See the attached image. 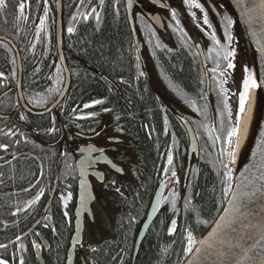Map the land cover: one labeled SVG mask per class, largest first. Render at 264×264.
<instances>
[{
    "label": "trees",
    "instance_id": "obj_1",
    "mask_svg": "<svg viewBox=\"0 0 264 264\" xmlns=\"http://www.w3.org/2000/svg\"><path fill=\"white\" fill-rule=\"evenodd\" d=\"M25 2L27 4L29 0H25ZM65 2L66 7H71L73 0H65ZM112 2L113 0H105L99 24L94 19L78 22L76 31L69 34V37L67 34L68 23H65L68 20L63 24L64 52L71 73V85L61 104L49 115H30L28 117L26 123L36 131L32 135L25 130L29 138L28 143L14 146V149L22 153V149L27 148L26 150L30 153L23 154L12 161L11 165L0 168V173H3L0 179L3 180L4 188L9 189L16 182L23 186L13 190L14 193L9 192L7 197H4L9 200L10 206L8 200L0 197V228H2L3 222L12 218L11 229L13 230L10 236L16 235L22 212L16 216H13L12 212L18 206L23 207L24 202L28 200V192L26 193L22 189L28 187L29 183L36 182L40 171V162L43 164L44 172L40 186L46 185L47 179L50 181V185L54 182L57 170L54 161L57 160L54 159L53 154L60 147L43 145L44 141L51 140L50 133L44 130L54 126L58 130L54 132L56 139L59 136L60 127H64L67 140L64 141L65 145L63 144L61 149L62 153L68 155L67 158L62 156L58 161V186L60 192H65L68 190L67 185L70 184V190L75 191L77 173L73 164L75 154L73 153V158L71 152H74L75 145L84 140L81 134H94L103 123H106L107 126L109 125L110 132L127 138L125 146L131 150L135 160L132 165L128 166L125 175H118L111 179L115 181L114 186H111L110 189L114 192L118 209L114 233L104 237L103 240L101 239L102 241L91 240L79 249L80 264L82 262L86 264H182L186 259L182 252L185 226L192 225L194 235L198 240L209 229L221 208L220 177L217 175L218 167L213 164L218 152L209 146L204 129H197L196 125L192 124L200 146L199 155L193 158L189 179H187L186 186L183 185L189 136L176 114L184 115L190 120L202 118L193 113L172 93L163 76H169L174 83L179 84L190 95H194L201 87L199 79L203 71L202 64L199 57L194 62L193 57L179 47L178 39L174 42L176 48L172 54L160 48L154 49L147 43L146 53L150 59L147 61L148 75L137 80L135 55L133 54L134 45H132L134 39L127 13L122 0H120V12L117 16L112 9ZM19 3L20 0H6L7 7L0 9V34L17 42L22 56L21 61H23L24 80L22 82L27 100L28 97L35 96L37 93L43 92L47 95L46 89L58 86L48 79L54 75L56 65L62 69L63 77L65 73L57 54V27L53 13H49V19L45 24V26L48 24L47 30L45 28L46 32L42 31L40 39L37 40L36 25L43 2L42 0H30V9L28 7L25 9V15L29 16L26 21L17 19ZM190 36L196 42L200 41L206 51V45L210 43L207 39H203L195 31ZM165 37L167 38L166 35L161 34V41L170 47L171 45L168 44L169 41H165ZM174 43L172 42V44ZM33 45H35L34 48ZM14 51L9 43L0 40V72H4L8 77L1 83L6 85L9 82L12 87L15 85V77L11 76V72L13 69L16 70ZM13 58H15V64L12 63ZM140 64L141 70L144 71L141 61ZM37 69L39 71H36ZM121 77L127 83H121ZM203 86L206 87V79ZM92 99H105L106 102L103 105L84 109L83 103H88ZM215 99V94L209 96V104L212 106L209 112L210 120L215 119ZM7 101L8 99L4 101V105ZM50 103L52 100H49L48 105ZM160 105L167 109L168 135L164 134V113L161 111ZM29 106L43 108L35 105ZM73 108H76L77 112L73 113ZM103 108H110L112 111L104 112ZM82 111L96 112L98 115L92 118L74 119ZM21 112L24 113V111ZM117 116L120 117L119 120L116 119ZM17 117H19L18 113H16ZM146 124L149 125L148 129L144 127ZM117 128L121 130L117 131ZM109 131L108 133H110ZM172 132L176 133L178 141L174 161L180 177V183L177 184V191L181 196L177 202V207L180 209L177 216L178 230L175 235H168L167 227L170 219L177 214L170 211V205H161L155 220L134 254L141 224L147 216L155 191H157L160 178L158 172L165 162L166 150L173 144ZM73 143L75 145L72 148ZM66 164L72 165L75 169L71 175L66 172ZM107 173L109 175L113 172L107 171ZM117 188L120 189V192L116 191ZM185 195L193 196V203L199 211V219L207 220L208 224L197 223L196 212L187 214L184 212L183 197ZM58 210L55 215L57 231L47 230L50 248L43 252L46 264H65L72 234V217L70 215H72L73 206L69 210L67 219ZM130 214L136 217L134 224L129 223ZM173 241H175L174 244ZM168 244H172V247L164 252L163 247ZM93 248L96 249L95 252L92 251ZM28 252L31 255L27 259V264H39L30 248Z\"/></svg>",
    "mask_w": 264,
    "mask_h": 264
},
{
    "label": "snow or ice",
    "instance_id": "obj_2",
    "mask_svg": "<svg viewBox=\"0 0 264 264\" xmlns=\"http://www.w3.org/2000/svg\"><path fill=\"white\" fill-rule=\"evenodd\" d=\"M44 8L43 15L38 17L39 23L36 25V38L40 39L42 31L45 29V24L49 19V0H42ZM182 6L187 9V14L190 16L200 33L207 38L210 42L205 48L196 42L192 36L189 35L188 31L182 24L180 18V11L176 7H172L166 0H161V8L168 10V24L172 32L177 34L179 39V47L186 50L190 56L193 57V61H196L197 57H203L204 62H211L213 65L211 68H205L201 72L199 84L201 85L199 91L194 95H190L179 84L173 82L169 76L164 75L163 78L167 82L168 88L179 98L184 105L191 109L193 113H196L202 119L190 120L183 116L180 117L181 123L188 127L189 131H193L190 125H196L197 129H204L208 137L209 146L216 149L218 155L213 161L214 166L218 167L217 175L220 177L221 184V208L219 210L218 218L212 222L210 230L207 235L203 237L199 242L196 240L194 235L193 227L191 224L185 226L183 234V248L182 252L187 258L182 264H264V136L257 142L259 149V161L253 165L257 175H248L241 172V181L233 186L234 173L231 167L232 163L236 162L237 153L241 149L240 143V132L242 116L246 111L249 99L251 97V90L256 89L257 91L264 89V72L258 69H254L249 66L248 63H244L242 66V76L239 82L238 91H231L226 85L228 79L232 76L233 83H236L234 73L236 69L235 59L237 56V49L234 47V35L232 32L234 20L227 13L223 15L216 11V7H212V11L220 16V23L222 25V36L217 34V29L209 19V11L205 8V4L200 0H181ZM105 0H98L95 3L94 0H79V4L76 5L77 9L84 8L85 11H77L72 15V21L74 23L87 22L90 19H94L97 24L100 23L102 18V12L104 10ZM237 6L241 10V15L245 17V22L248 25L251 35L255 39V43L258 45V52L261 55L262 61H264V0H237ZM7 7L6 0H0V9ZM30 9V0L26 4L25 0H20L17 11L19 16L18 20H28L29 16L25 15V9ZM222 8L223 5H220ZM133 8L132 0H126L125 9L130 10ZM112 9L118 16L120 12V0H113ZM199 10L202 13V18H197L196 11ZM139 19L142 23H145L144 17L140 16ZM156 23H160V17L153 18ZM255 25H259L257 29ZM145 28L148 30L149 37H155V47L172 54L174 49L163 44L157 37L155 29L151 24L145 23ZM76 28L74 26L67 27L68 33H74ZM151 42V40H150ZM35 45H33V48ZM135 48V46H133ZM11 51V49H9ZM155 55V53H153ZM12 63L15 64V58ZM56 71L53 76L48 79L53 81L56 87H49L46 89V93H37L35 96L28 97L25 102V107L28 105H35L45 108L48 110L49 100H52L53 104L58 103V97L62 96L64 77L63 71L59 65L55 66ZM135 68L137 71L136 79L139 80L144 77L146 73L141 70L140 56L135 55ZM36 71H39L37 69ZM11 76H16V70L13 69ZM205 78H207V86L205 85ZM4 72H0V80H7ZM121 83H127L121 77ZM215 94V119H209L210 106L209 96ZM56 97L54 99L53 97ZM232 96H237V110L236 119L233 123V111L230 104ZM143 98V97H141ZM159 99V97H157ZM105 99H92L88 103H83L84 109L92 108L96 105L105 104ZM163 115L164 123V134H169V118L167 115V109L160 105ZM255 110V102L253 101V112ZM73 113L77 112L76 108H73ZM104 112H110L112 109L103 108ZM96 112H89L87 116L80 115L77 119H86L97 116ZM120 119L119 116L116 117ZM20 121H27V116L21 112L19 114ZM79 127V125H77ZM146 129L149 125H144ZM117 128V131H120ZM154 131V128L152 129ZM48 133H54L58 131L54 126L46 129ZM94 131V130H93ZM0 134L6 137L12 138V143L19 146L22 142L28 143L27 134L21 131L19 128L9 127L5 131L0 129ZM19 139H15L16 137ZM173 144L168 147L165 153V162L161 166V170L158 172L160 177L158 180L159 189H169V195L164 196L161 191H156V199L152 203V214H156L161 205H170V211L174 215L170 219L167 227V233L169 236L175 235L178 230V214L180 209L177 207V202L181 199L180 193L175 188H170V185L179 184L180 177L178 176L175 166V151L178 148V141L176 140V133L172 132ZM195 142V141H194ZM219 145V146H218ZM11 145L8 143H0V150L8 152ZM231 148V151L228 149ZM206 151V149H204ZM103 148H96L95 145L89 144L86 149H81L82 155L78 161L79 168V200L80 209L79 212L83 211L88 206L89 195L87 189L90 187L83 179L88 174V170L98 164L101 160H104L107 164H110L116 171H122L118 168L115 163L111 160H107L104 155ZM94 152H98L99 155H93ZM211 155V153H208ZM67 158V153H62ZM257 153H253L256 156ZM2 159V157H0ZM17 159L16 153H12V160ZM12 160H4L6 165H11ZM66 172L71 175L75 172L72 165L66 164ZM3 173H0L2 177ZM40 177L44 175L43 167L40 168ZM98 179L103 182L105 180L104 172L97 173ZM0 183L3 180L0 179ZM113 184L115 181L112 182ZM39 185V180L35 184L29 183V186L22 189L24 192H29ZM70 189L71 185H67ZM120 192V189H116ZM45 194V189L40 187L36 192L35 196L24 202L23 207H16L15 211L12 212L13 216L18 215L21 212H27L34 205L41 200ZM199 195V193H196ZM73 199V193L66 190L60 193V202L62 203L65 211L63 216L67 219L69 216L67 209L68 201ZM95 199V197H91ZM259 204V208H257ZM226 205V206H224ZM183 208L184 212H196L197 223L208 224L207 220L199 219V211L196 209L193 203L192 195H185L183 197ZM51 217L45 215L43 219L49 220ZM70 222V221H68ZM136 217L129 216V223L134 224ZM36 225H40V221H36ZM5 227L7 225L5 224ZM44 228H48L49 225L45 223ZM53 232H56V228L53 226ZM77 232H79V221H77ZM35 237L39 238L41 233L34 232ZM29 233L17 234L14 240L8 241V243H0V250L7 251L9 245H13V251L8 256H0V264H25V255L29 250V243H26ZM81 243L80 240L73 238L72 247ZM173 244L175 241L172 242ZM30 245L33 249L40 250L46 245L43 242H38L37 239H31ZM172 244L165 245L163 251L167 252ZM96 251L95 248L92 249ZM68 260L70 256L66 257Z\"/></svg>",
    "mask_w": 264,
    "mask_h": 264
},
{
    "label": "bare ground",
    "instance_id": "obj_3",
    "mask_svg": "<svg viewBox=\"0 0 264 264\" xmlns=\"http://www.w3.org/2000/svg\"><path fill=\"white\" fill-rule=\"evenodd\" d=\"M149 1L151 3H155L154 0H149ZM85 3H87V0H85ZM122 3H123V6H124V9H125L126 0H122ZM77 4H79V0H73L71 7H66L65 0H61V4L60 5L58 4V0H51V2H49V7L51 5L53 6V7H50V12H52L53 15H54V18L56 20V26L58 25V21L59 20L61 21V24H62V36L60 37L61 38V46L59 44V40H58V37H57V31H56V37H57V39H56V48H58L57 49L58 58H59V61H60L61 65H62V67L64 69V73H65V75H64V86L66 84V80H68V79H67L66 70H65L64 64H63V61L67 62V60H66L67 58H66L65 52H64V38L65 37L63 35V24H64V22L66 20H68V22H65V23H68V25H67L68 27L69 26H74L75 28L78 27L77 23H74L72 21V15L74 13H76L77 11H81V12L85 11V9L84 8L77 9L76 8ZM139 5H140L139 0H135V8H134L132 14H133V19H134V23L133 24L135 25L136 30L138 29V24H139V18H138L137 14H136V12H137L136 10L140 9ZM43 8H44V5H42V7L40 9L41 13H39V16L43 15ZM125 12L127 13L126 15H127L128 23H129L130 30H131L132 37H133V32H132V28H131V24H130V20H129V16H128L129 13L126 11V9H125ZM143 13H145L146 16L148 18H150L148 16V12L147 11H145ZM38 23H39V20H38ZM47 27H48V24L45 26L46 30H47ZM163 29H164V25H163ZM43 32H46L45 29L43 30ZM67 34H68V37H69L70 33L67 32ZM166 36H167V38L165 37V41L168 42L170 36L168 34H166ZM0 40H4L5 42L9 43L11 45L12 49L15 50L14 53H15V56H16V71H17L16 72V76H15V85L18 88L17 92H19L18 93V95H19L18 101H19V103L22 106L21 110L24 111V114L27 116V119H28V117H30V115L31 116H45V115H49L51 113V111H53L54 109H52L50 111H47V110H45V108H41V109L40 108H32L29 105L27 107H25L26 99H25V95H24L23 82H22L24 80L23 61H21L22 60V56H21L20 50H19V48L17 46V42L14 41L12 38L0 34ZM134 44H135V41H134ZM134 44H132V45H134ZM143 47H144V50H145V48L147 46L142 44V48ZM142 48L140 50H138V48H136V47L133 48V54L134 55H136L138 53L142 54ZM60 50H61V53H60ZM199 59H200L201 64H202V69H204L202 58L199 57ZM207 63H208V68H211V63L210 62H207ZM253 68L254 69H258L261 72H264V69L262 67V64L260 62V58L258 57V54H257L256 50H254V65H253ZM70 79H71V73H70ZM2 81L3 80H0V84H3V83H1ZM70 85H71V80H70L69 88H70ZM64 86H63V88H64ZM206 86H207V83H206ZM10 91H11V86H10L9 82H7L5 86L0 87V104H1L0 105V124H2V120L5 117V114L2 113V109H3V106H4L5 95L8 94ZM64 97H63V99H64ZM63 99H61V101ZM61 101H59V104H61ZM253 101L255 102V110H254V112H253ZM52 103H50L48 105V109L52 105ZM89 112L90 111L79 112V116L80 115L87 116V113H89ZM176 116L178 117L179 121H180V117L181 116L186 118L184 115H181V114H176ZM74 118L77 119L76 117H74ZM16 121L17 122L15 123V125L21 131L25 132V130H26L29 133H31L32 135L36 131L31 125L27 124L26 121H20L19 117L16 118ZM23 122L26 123L27 125H24ZM108 127H109V125L107 126L106 123H103L102 126L99 129H97L94 134H91V135L81 134V137L84 140L80 141L79 144H77V145H75V143L72 144V148L75 145L74 148H73L74 152H71V156L74 158V154H75V161L73 160V164L75 166L76 173H77V183H78V180H79L77 166H76L77 165L76 164L77 163V158L79 156L77 151H78V149L81 146H88L89 144L95 145L96 147H105V148L113 146V147H115L116 150H111L107 154L115 161V163H117L119 165H122L125 170H127L129 165L133 164V161L135 160V157L131 154V150H128L127 147L121 146V144L126 143L127 138L124 137V136H121L119 134H113L112 132L109 131ZM183 127H184V129H185V131H186V133L188 135V132H187V130H186L184 125H183ZM60 128H61V134H62V126ZM192 128L194 129L193 126H192ZM108 131L110 133H108ZM194 131H195V129H194ZM104 132H105V139L104 140H106V142H105L106 144H102L99 141L90 140L91 136H93V135L97 136L99 134L102 135ZM195 134H196V132H195ZM59 136H61V135H59ZM262 136H264V89L259 90V91H257L256 89H252L251 90V97H250L248 105L246 107V111H245V113L242 116L241 132H240L241 149L237 153L236 162L231 164V166L233 167V173H234V175H236L237 178H241V176H240L241 172L245 173V175H249L251 173L252 169H253V165L257 163L258 154H259V149L257 147V142H258L259 139L262 138ZM27 137H28V135H27ZM112 138H117L116 139L117 141H111ZM16 139H19V137L17 136ZM28 140H29V138H28ZM188 140H189V137H188ZM47 143L48 142L44 141L43 145L49 147ZM119 143H121V144H119ZM26 149L27 148H25L23 150H26ZM228 150L231 151V148H229ZM26 152H27V154L30 153L28 150H26ZM254 152L257 153L256 156H253ZM188 154H189V141H188V147H187V157H188ZM95 155H97V154H94V156ZM53 156H54V159L57 160V161H54V165L56 164L57 170L59 171L58 161L63 156L62 155V151L60 149H56V151H54ZM112 156H115L117 161ZM194 157H197V156L194 155L193 158ZM188 158H187V161H188ZM40 164H41V162H40ZM100 165H105V164H99V166ZM191 165H192V162H191ZM186 168H187V164H186ZM101 170H103L104 172H107V171L113 172L112 174H110V175H112V177L110 178L111 182H113L111 180L112 178L118 177V174L115 171H112L111 169H109V167L107 165L104 166V167H101ZM185 174H186V169H185ZM185 174H184V178H183L184 179V181H183V185L184 186H186L187 179H189L188 176L190 174V171H189V174H188L187 178H186ZM113 175H115V176H113ZM92 181H93V183H96V180L93 179ZM77 183H76L77 194H76V197H75V202L73 204L72 215H70L72 217V221H71L72 222V234H71V236L73 235L74 230H75V226H74V221H75V217H76L75 209L77 207V198H78V184ZM111 186H113V185L109 184L108 187L102 188V189H105V191H107V193H110L114 197L115 213H116L115 216H114V221H113V225H114L116 215L118 214V209H117V206H116V197L113 194L114 192H112L111 189H110ZM21 187H23L22 184L16 182L13 185V187H10L9 189L6 188V190H7V192H13V190L19 189ZM158 187H159V185H158ZM158 187H157V189H158ZM170 188H175L177 190V184L171 185ZM15 192H17V191H15ZM155 193H156V191H155ZM168 195H169V189H167L165 191V193H164V196H168ZM95 196H96V194H95ZM154 196H155V194H154ZM0 197L5 199V200H8L7 198H4V197H7V194H5L4 192H0ZM8 205L10 206L9 200H8ZM159 209H160V207H159ZM85 220H86V218H85ZM145 220H146V218H145ZM11 221H12V218H9V219H7V222H3L2 223V228H0V229H2V230H0V233H1L0 243H8V241L14 240L15 237L10 236L11 231L13 230V229H11V226H12ZM143 222L141 224L139 233L137 235V239H138V236L140 234ZM5 224L7 225V227H5ZM85 224H86V221H85ZM85 230H86V226H85ZM8 231H9V233H8ZM86 234H87V231H86ZM86 234H85V237H84V240H83V246H79V247L77 246L76 247V261H75V264H80V256H79V252H78L79 249L83 248L84 245L86 243L90 242L91 240H96L95 238L90 237V236H88ZM108 235L109 234L105 235L104 237H106ZM71 236H70V240H69V247H68V250H67L66 257H68V251H69L70 246H71V238H72ZM103 238H102V240H103ZM37 241L38 242H43V244L46 245V247H44V248H42L40 250L30 248L32 250L31 253L34 254V256L38 260L39 264H41V262H40V260L38 258V252H39L41 254L42 258H43L44 264H46L44 256H43L44 255L43 252L45 251V249H47L49 247V243H48L47 239L42 234L40 235L39 238H37ZM135 247H136V244H135ZM12 251H13V248H12V245L10 244L7 251L0 250V256H8ZM134 254H135V250H134ZM30 255L31 254L29 252L25 255V264H27V261H28L27 259L30 257ZM66 262H67V258L65 260V264H66ZM82 264H83V262H82Z\"/></svg>",
    "mask_w": 264,
    "mask_h": 264
},
{
    "label": "flooded vegetation",
    "instance_id": "obj_4",
    "mask_svg": "<svg viewBox=\"0 0 264 264\" xmlns=\"http://www.w3.org/2000/svg\"><path fill=\"white\" fill-rule=\"evenodd\" d=\"M96 1L97 0H95V3H96ZM139 2H140V5H139L140 9L136 10L137 11L136 14H137L138 18L140 16H143L145 23L152 25V27L155 29L157 37L159 38L160 41H161V34L164 36L166 34H168L170 36L168 44H170L171 45L170 47H172L173 49L176 48V45L174 42L176 39H178V36H177V34L172 32L171 28H169L167 26V24H168V10L161 8V6H160L161 0H154L155 3H151L149 0H139ZM166 2L169 3L172 7H176L178 9V11H180V18H181L182 24L184 25V27L186 28V30L189 32L190 35L192 34V32L195 31L197 34L201 35L203 39H205V40L207 39L206 37H204L200 33V31L196 27L195 23L192 21L190 16L187 14V9L182 6L181 0H166ZM200 2L205 4V8L208 9V11H209V19L211 20L213 25L216 27L218 35L222 36V25L220 23V16H217L216 13L214 11H212V7L215 6L216 11L220 12V14L223 15L225 12L220 7V5L222 3L225 6L224 0H200ZM145 10L148 12L155 13V14L157 13L160 16V18L163 22V25H164L163 30H161L157 25H155L153 23V21H151V19L148 18L145 13H143V12H145ZM193 11H196L197 17H198V15L200 14L199 10L193 9ZM145 23H142L141 20L139 19V24H138V29H137L138 37H139V39L143 45H146L148 43L152 48L156 49V47H155L156 38L155 37H152V38L149 37L148 30L145 28ZM57 28H56V31H57ZM150 40H151V42H150ZM172 42L174 44H172ZM202 47H203V44H202ZM138 54L140 56V61L144 67V72L146 73V75H148L147 61H149L150 59L147 56L146 48L144 50V47H143L142 48V54H140V53H138ZM3 86H5V85L0 84V87H3ZM17 90H18L17 86L13 85V87L11 86V91L5 95L4 101L7 99H8V101L3 106L2 113L5 114V117L2 120V124H0V129H4L5 131L9 127L17 128V126L15 125V123L17 122L16 121V113L20 114V112L23 111V110H21L22 106L18 101V98H19L18 93L19 92H17ZM23 124L27 125L24 122H23ZM44 131H46V130H44ZM58 135H61V136H58L55 139L54 133H50L51 140L48 141L47 144L49 147L58 146V147H60V150L62 151L61 147L63 146L64 141L67 140L65 138L64 127H62V134H61V128H60V133ZM75 135H78V134H75ZM104 139H105V132L102 135L101 134H99L97 136L93 135L90 138V140L99 141L102 144H106L105 143L106 140H104ZM0 143H8L11 145V147H10L11 150L9 149L8 152H4L3 150H0V157H2V159H0V168L7 166L4 163V160H12V153H16L17 157H19L23 154H27L26 150H23V149H22V153L17 152L14 149V146H16V145H14L12 143V138L6 137L3 134H0ZM119 144H121V143H119ZM121 146L126 147L125 143L121 144ZM111 150H116V149L113 146L108 147V148L106 147L107 153ZM12 161H14V160H12ZM42 165L43 164H40V168ZM104 166H106V165H100L99 168L101 169V167H104ZM39 173H40V171H39ZM39 173H38V178H36V181L39 180V185L36 188H34V190H32V193H31V191L28 192V199H31L33 196H35L36 192L39 190L40 187H43L45 189V194L41 198V200L39 202H37V204L32 207V209H30L27 212H22V217L20 218V224H19V228H17L18 230L16 231V235L17 234H23V233H29V236L25 242L29 243V248H32L30 245V240L31 239H37V237H35L33 233L34 232H40L47 239V241L49 243V247L47 249H49L50 248V241L47 238V230L52 231L53 226L55 228L57 227L56 226V219H55L56 211H57V209H59L58 211H60V214L63 216V212L65 211V208L63 207L62 203L60 202V193L61 192L59 191V186H58V179H59L58 170H56V175L54 177V182L52 185H50V181H48V179H47L46 185L40 186L42 178L40 177ZM113 176H115V175H113ZM111 177H112V175H110V174L108 175V173L105 172V180L103 182H99L96 180V183H99L102 188L108 187L109 184L114 186L115 183L113 184L110 181ZM48 189H50V190L47 193ZM68 191H71V190L68 189ZM0 192H4L7 195L9 194V192H7L6 188H4L2 183H0ZM71 192L73 193V199L68 201V206L66 209L68 211V213H69L70 208H72V206L74 204L73 202L75 200L77 190H75V191L72 190ZM13 193H14V191H13ZM45 215L50 216L51 218L49 220L45 221L43 219V217ZM21 219H22V222H21ZM37 220L40 221V225H36ZM22 223H24V224H22ZM45 223H47L49 225L48 228L43 227V225ZM21 225H22V227H21ZM12 237H15L14 234L12 235ZM12 248H13V245H12ZM47 249H45V251H47Z\"/></svg>",
    "mask_w": 264,
    "mask_h": 264
},
{
    "label": "water",
    "instance_id": "obj_5",
    "mask_svg": "<svg viewBox=\"0 0 264 264\" xmlns=\"http://www.w3.org/2000/svg\"><path fill=\"white\" fill-rule=\"evenodd\" d=\"M94 2H95V0H94ZM96 3H98V0L96 1ZM132 3H133V8L130 9V10H127V12L129 13L128 16H129V20H130V24H131V28H132V32H133V37H134V41H135L134 45H135L136 48H138V50H140L142 48V43H141V41H140V39L138 37V33H137L136 28H135V25L133 24L134 23V19H133V14L132 13H133V10L135 8V0H132ZM58 4L59 5L61 4V0H58ZM224 4H225V7H226L225 9H227L229 14L232 16L233 20L235 21V23H237V25L239 27V30L241 32V40H242V43H243V45L245 47V50H246V53H247V56H248L249 65L251 67H253V65H254V50H256V52L258 54V57L260 58V62L262 64V67L264 69V61H262L261 55H260V53L257 50L258 49V45L255 43V39L250 33L248 25L245 22V17H243L241 15V10L237 6V0H224ZM148 16L150 17L151 21H153V23L155 25H157L160 29L163 30V22H162L161 18H160V23H156L155 20L153 19L154 17L159 16L157 13L155 14V13H152V12H148ZM57 27H58L57 28V37H58V40H59V44L61 46V38L60 37L62 36V24H61L60 20L58 21ZM255 27L258 29L259 25H255ZM198 43L202 47V44L200 43V41H198ZM60 53H61V50H60ZM201 58H202L204 69L208 68V63L204 62L203 57H201ZM63 64H64V68L66 70V75H67V79L68 80H66V84H65V86L63 88V93L64 94L62 96L58 97V101H61V99H63V97L67 94V92L69 90L70 80H71L70 79V73H69L70 70L68 68L67 62L63 61ZM206 83H207V78H206ZM58 104H59V102L56 103V104L52 103V105L49 107V109L47 111L55 109ZM190 127H192V126L190 125ZM185 128H186V130L188 132V136H189V154H188L189 158H188V161H187V168H186V174H185V176L187 178V176L189 174V171H190V167H191V162H192L193 156L194 155L195 156L199 155V147L200 146H199V142H198V139H197V136L195 134L194 129H193V131H189L188 127L185 126ZM116 139L117 138H112L111 141H117ZM86 148H87V146H81L78 149V151H77L78 154H79V156L77 158V163H76L77 164L76 166H77V171H78V177H79L78 161H79V159H80V157L82 155L81 149H86ZM96 148H103L105 150L104 151V155L107 157V160H111L113 163H115V161L107 154L105 147H96ZM94 154L99 155L98 152H94L93 155ZM258 161H259V154H258L257 163H258ZM99 164L107 165L109 167V169H111L112 171H115L119 175H125V173H126V170L124 169V167L122 165H119V164L115 163L118 168L122 169V171L118 172L115 169H113L110 164H107L104 160H101L98 164H96L95 166L90 168L88 170V174L85 177H83V179L86 181V183L88 185H90V187L87 189V193L90 194L89 195V200H88V206H87L86 209H84L83 211L79 212V214H78V209H80V200H79L80 188H79V180H78V183H77L78 184V198H77V207L75 209L76 217H75V221H74L75 230H74L73 235L71 236L72 237L71 238V246H70V249L68 251V256H70L71 259L70 260L67 259L66 264H75V261H76V247L77 246L78 247L79 246H83V240H84V237H85V226H86L85 225V218L89 217L92 220L94 219V216H93L94 214H93V211H92V204L96 200V196H95L96 193H94V186H93V181L92 180L95 179V180L101 182L98 179L97 173L101 172V171L104 172L103 170H101L99 168ZM104 174H105V172H104ZM249 175H257L255 168L252 169V171H251V173ZM246 176H248V175H246ZM241 179H242V177L241 178H237L236 175H234L233 186L235 187L236 184H238L241 181ZM157 190L161 191L162 194L164 195V193H165V191L167 189H159V187H158ZM91 197H95V199H91ZM155 199H156V196H154L152 203L155 201ZM224 206H226V205H224ZM257 208H259V204H257ZM157 213H158V211H157ZM157 213L156 214H152V208L150 207L149 212H148L147 217H146V220L143 222L140 234H139L138 239L136 241L135 254H136V252H137V250H138V248H139V246L141 244V241H142L145 233L148 231V229L150 228L151 224L155 220ZM216 218H218V216ZM77 221H79V232H77ZM211 226H212V224H211ZM211 226L205 232V234L202 236V239H203L204 236L207 235V232L210 230ZM73 238H76L77 240H80L81 243L77 244L75 247H72ZM38 258H39L41 264H44L43 258H42L41 254L39 252H38ZM83 264H86V263L83 262Z\"/></svg>",
    "mask_w": 264,
    "mask_h": 264
},
{
    "label": "rangeland",
    "instance_id": "obj_6",
    "mask_svg": "<svg viewBox=\"0 0 264 264\" xmlns=\"http://www.w3.org/2000/svg\"><path fill=\"white\" fill-rule=\"evenodd\" d=\"M221 5H223L221 3ZM222 9L225 13H227L229 16V12L227 9H225V6L223 5ZM198 19L202 18V13H200L197 17ZM232 32L234 35V47L237 49V56L235 59L236 63V69L234 73V78L236 83H233L232 76L228 79V84L226 85L231 91L235 92L239 89V82L242 76V66L244 63L249 64L248 56L245 50V47L241 40V32L239 30V27L237 23L233 24ZM189 33V32H188ZM218 34V33H217ZM250 66V65H249ZM230 104L232 106L233 111V123H235L236 119V110H237V96H232L230 99ZM116 161V157L112 156ZM232 167V166H231ZM233 169V167H232ZM94 192L96 193V200L92 204V211L94 219H90L89 217H86V230L88 236L93 237L97 240L102 239L107 234H112L114 232V216H115V204H114V197L105 191V189H102L101 185L99 183H94Z\"/></svg>",
    "mask_w": 264,
    "mask_h": 264
}]
</instances>
